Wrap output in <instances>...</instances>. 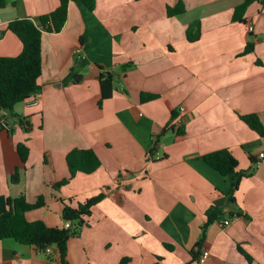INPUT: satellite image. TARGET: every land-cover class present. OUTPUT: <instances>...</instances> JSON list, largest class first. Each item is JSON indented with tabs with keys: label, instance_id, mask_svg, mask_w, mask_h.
<instances>
[{
	"label": "crops",
	"instance_id": "0c3cea01",
	"mask_svg": "<svg viewBox=\"0 0 264 264\" xmlns=\"http://www.w3.org/2000/svg\"><path fill=\"white\" fill-rule=\"evenodd\" d=\"M94 1L93 10L70 2L63 28L42 31L38 104H16L10 131L0 128V218L7 198L42 196L45 207L26 219L62 227L65 204L103 193L67 241L68 264H198L202 250L210 253L203 264H248L238 248L264 264V137L239 119L256 114L264 125V2L240 21L233 11L243 0ZM6 2L0 57H14L22 47L8 24H38L59 1ZM179 3L184 13L169 17L167 8ZM248 42L253 51L242 55ZM101 74L114 79L100 102ZM141 93L158 98L142 103ZM19 143L28 148L25 163ZM74 149L94 151L99 168L69 178ZM223 149L247 173L232 194L230 178L201 160ZM216 202L242 217L210 224L198 247L205 211ZM51 254L0 241V264H60Z\"/></svg>",
	"mask_w": 264,
	"mask_h": 264
},
{
	"label": "trees",
	"instance_id": "16d2710c",
	"mask_svg": "<svg viewBox=\"0 0 264 264\" xmlns=\"http://www.w3.org/2000/svg\"><path fill=\"white\" fill-rule=\"evenodd\" d=\"M57 8L50 13L40 16L38 24L34 23L30 18H21L11 21L8 24V30L13 33L21 44V52L14 57H0V110H6L10 117L16 104L26 102L33 95L40 92L39 78L41 76V35L42 31L59 32L67 19V11L70 2H81L89 10H93L95 6L94 0H58ZM264 0H243L242 4L233 11L234 20H242L247 8L253 3L262 4ZM7 5L6 0H0V8ZM184 13L182 3L174 8H167L169 17L181 15ZM243 21V20H242ZM197 24L191 25L186 30V36L189 41L197 38V34L193 32ZM253 42H248L244 48L242 55L253 51ZM101 100L107 99L112 95V82L114 75L109 74L104 77L100 75ZM80 80L75 78V82ZM155 94L141 93L140 101L142 103L156 100ZM99 102V105H100ZM245 125L254 131L260 137H264V125L256 114L239 115ZM21 163H25L28 157V148L19 143L16 146ZM201 160L222 177H228L231 181V194L234 193L240 184V181L247 176L244 171L237 170V160L226 149L218 150L201 157ZM66 164L69 171V178H73L77 173L92 174L99 166L100 162L94 151L90 149H74L66 156ZM11 181H18V171H16ZM67 180L62 181L56 186L65 185ZM104 198L103 193L86 199L81 204L72 206L65 204L62 209V222H70V228L48 227L43 221H28L26 214L30 211L45 207L44 198L38 196L33 203H28L24 195L17 198L6 199V210L3 217L0 218V241L4 239H13L15 242L33 246L45 255L48 259L52 258V254H45L46 248L51 247L56 253L60 264H68L67 257V241L70 237L79 235L81 228L86 224V218L91 215L92 208ZM231 202H234L230 198ZM205 222L201 227L200 238L197 242L199 247L205 237L207 227L224 219L234 217H242L240 212H225L220 203L212 204L205 211ZM239 252L245 257L248 264H253V259L242 249ZM126 260H122L120 264H124Z\"/></svg>",
	"mask_w": 264,
	"mask_h": 264
},
{
	"label": "built area",
	"instance_id": "2783aa9c",
	"mask_svg": "<svg viewBox=\"0 0 264 264\" xmlns=\"http://www.w3.org/2000/svg\"><path fill=\"white\" fill-rule=\"evenodd\" d=\"M248 31H252L253 27L252 26H248L247 27ZM76 53H81V49L77 48L75 50ZM27 104L32 105V106H36L38 104V99L35 95H33L28 101H26ZM184 108H179V112H183ZM11 117L9 116V114L7 113L6 110L1 109L0 110V128L2 130L5 131H10L11 128ZM173 124L177 127L179 125V121L174 120ZM260 157H263V155L261 154ZM71 224L70 222H65L64 223V228H70ZM52 248L48 247L45 249L44 253L45 254H51L52 253ZM210 256V253L208 250H202L200 255L197 258V263L198 264H203L205 262V260H207Z\"/></svg>",
	"mask_w": 264,
	"mask_h": 264
}]
</instances>
